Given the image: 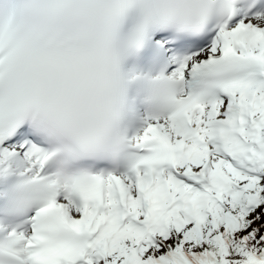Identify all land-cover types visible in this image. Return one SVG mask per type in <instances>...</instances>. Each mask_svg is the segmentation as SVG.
<instances>
[{"label":"snow or ice","instance_id":"6c2138e0","mask_svg":"<svg viewBox=\"0 0 264 264\" xmlns=\"http://www.w3.org/2000/svg\"><path fill=\"white\" fill-rule=\"evenodd\" d=\"M0 264H264V0H0Z\"/></svg>","mask_w":264,"mask_h":264}]
</instances>
